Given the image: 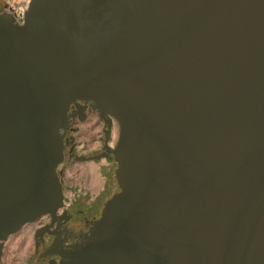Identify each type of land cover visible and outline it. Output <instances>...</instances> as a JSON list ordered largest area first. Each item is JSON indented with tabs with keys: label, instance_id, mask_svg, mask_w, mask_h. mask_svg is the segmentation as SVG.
<instances>
[{
	"label": "water",
	"instance_id": "obj_1",
	"mask_svg": "<svg viewBox=\"0 0 264 264\" xmlns=\"http://www.w3.org/2000/svg\"><path fill=\"white\" fill-rule=\"evenodd\" d=\"M80 101L118 123L120 191L66 264H264V0L0 13V241L64 207Z\"/></svg>",
	"mask_w": 264,
	"mask_h": 264
},
{
	"label": "flooded vegetation",
	"instance_id": "obj_2",
	"mask_svg": "<svg viewBox=\"0 0 264 264\" xmlns=\"http://www.w3.org/2000/svg\"><path fill=\"white\" fill-rule=\"evenodd\" d=\"M1 11L4 5L0 3ZM95 117L96 123H101V137L97 142L94 152H78L79 142L77 135L79 125ZM119 129L118 123L108 115L101 116L95 111L91 102L80 101L73 103L69 110V124L62 130L64 138V161L59 166L58 175L65 191L62 180L63 168L71 162H101L107 161L108 169H117L112 150L116 147L118 137L115 130ZM105 168H100L101 174L107 176ZM116 178V176H115ZM109 189L108 180L103 189L94 197L74 199L66 203L64 193V207L55 215L46 214L36 221L27 223L15 234L6 240L0 241V264H19L20 259L24 264H66L70 261V255L76 246L85 242V237L90 234L94 223L100 219L105 203L120 191L116 180V187L109 197H105V191Z\"/></svg>",
	"mask_w": 264,
	"mask_h": 264
},
{
	"label": "rangeland",
	"instance_id": "obj_3",
	"mask_svg": "<svg viewBox=\"0 0 264 264\" xmlns=\"http://www.w3.org/2000/svg\"><path fill=\"white\" fill-rule=\"evenodd\" d=\"M4 5L6 0H2ZM1 11V7H0ZM95 117H89L87 121L79 125L80 130L77 135V140L79 142L78 152L89 153L94 152L97 148V142L101 137V123L95 122ZM116 137L119 135V129L115 130ZM106 160L101 162H71L63 168L62 180L65 186V196L66 203H70L74 199H82L86 196L94 197L96 196L105 186L108 180L109 189L105 191V197H109L113 193L116 187L115 170L108 169ZM100 168H105L107 176L101 174ZM60 169V168H59ZM19 264H24V261L20 259Z\"/></svg>",
	"mask_w": 264,
	"mask_h": 264
},
{
	"label": "built area",
	"instance_id": "obj_4",
	"mask_svg": "<svg viewBox=\"0 0 264 264\" xmlns=\"http://www.w3.org/2000/svg\"><path fill=\"white\" fill-rule=\"evenodd\" d=\"M31 0H6L4 10L11 15L15 23L23 25L25 23L27 12L30 8Z\"/></svg>",
	"mask_w": 264,
	"mask_h": 264
}]
</instances>
